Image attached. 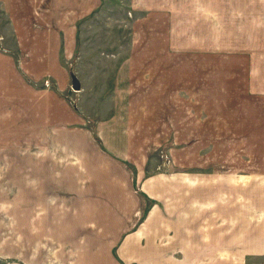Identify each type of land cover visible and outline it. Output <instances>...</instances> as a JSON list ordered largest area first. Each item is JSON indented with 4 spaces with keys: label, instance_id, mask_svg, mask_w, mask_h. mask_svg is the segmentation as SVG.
<instances>
[{
    "label": "rangeland",
    "instance_id": "obj_1",
    "mask_svg": "<svg viewBox=\"0 0 264 264\" xmlns=\"http://www.w3.org/2000/svg\"><path fill=\"white\" fill-rule=\"evenodd\" d=\"M0 30V264H264L260 0H0Z\"/></svg>",
    "mask_w": 264,
    "mask_h": 264
},
{
    "label": "crops",
    "instance_id": "obj_2",
    "mask_svg": "<svg viewBox=\"0 0 264 264\" xmlns=\"http://www.w3.org/2000/svg\"><path fill=\"white\" fill-rule=\"evenodd\" d=\"M260 3H262V4H264V0H260ZM157 7V6H156ZM161 7H163V6H161ZM210 9H211V7L210 6H208ZM215 15H216V19L218 20V22H222V21H224L225 20V17L223 16V12L221 11V10H218V12H215L214 13ZM261 18H262V16H261ZM209 20V19H208ZM209 22V21H208ZM205 23H207V21L205 22ZM210 23V22H209ZM0 32H2L1 30H0ZM25 32H27L28 34H30L31 33V29L30 30H24L23 29V35L25 36ZM20 39V38H19ZM256 56H262L263 58H264V52L263 53H261V54H257ZM34 64L35 65H37V63L34 61ZM40 65H41V63H40ZM259 66H261L260 68H259ZM41 67V66H40ZM40 67L38 68V70L40 71ZM257 67V69H258V72L259 73H261V74H263V76H262V79H261V81L260 82H258V89H254V91H256L257 93H259V91H260V94H264V64H260V65H258V66H256ZM257 72V73H258ZM246 80H247V85H248V78H246ZM253 84H254V81H253ZM167 185L169 186V182H167ZM193 187H194V184H193ZM174 191V190H173ZM194 193V192H193ZM169 194H167V196H168ZM174 195V194H173ZM209 196V195H208ZM207 197H204V198H202L201 196H197V195H195V194H193L192 195V200H191V202H192V206H193V209L195 210L196 208H198V207H201L205 202H204V199H206ZM215 199V196H211V197H209L208 198V200L209 201H211V200H214ZM183 200V199H182ZM80 201H83V197H80ZM183 201H185V199L183 200ZM183 201H181V203H183ZM94 209H96V213L95 214H89V213H85V212H83L82 210V214H79L78 213V210L79 209H76L75 211H73V212H71V214L72 215H74L76 218H78V219H80V218H88V217H92V218H97V220L98 221H101V223L104 221V217H105V214H104V212L103 211H100V209L98 208V207H95ZM93 210V209H92ZM203 210H208L209 212H211L212 210L211 209H203ZM90 215V216H89ZM199 219H200V215H199ZM209 226V225H208ZM198 233H200V230H199V232ZM264 244V243H263ZM83 254V253H82ZM100 257V251H99V249H95V256H94V259L95 260H97L98 258ZM95 264V263H94Z\"/></svg>",
    "mask_w": 264,
    "mask_h": 264
}]
</instances>
